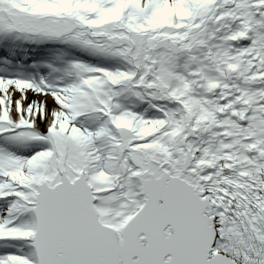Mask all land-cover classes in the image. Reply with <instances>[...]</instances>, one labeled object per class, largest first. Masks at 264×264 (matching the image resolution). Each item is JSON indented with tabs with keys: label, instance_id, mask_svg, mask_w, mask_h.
<instances>
[{
	"label": "snow or ice",
	"instance_id": "snow-or-ice-1",
	"mask_svg": "<svg viewBox=\"0 0 264 264\" xmlns=\"http://www.w3.org/2000/svg\"><path fill=\"white\" fill-rule=\"evenodd\" d=\"M0 264H264V0H0Z\"/></svg>",
	"mask_w": 264,
	"mask_h": 264
}]
</instances>
